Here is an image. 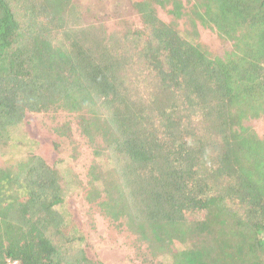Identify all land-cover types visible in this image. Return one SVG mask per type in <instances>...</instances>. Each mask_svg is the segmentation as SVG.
I'll use <instances>...</instances> for the list:
<instances>
[{"label":"trees","instance_id":"obj_1","mask_svg":"<svg viewBox=\"0 0 264 264\" xmlns=\"http://www.w3.org/2000/svg\"><path fill=\"white\" fill-rule=\"evenodd\" d=\"M132 3L142 27L109 32L73 0H0V153L28 114L76 115L94 162L73 185L144 264H264V138L245 124L264 116V0ZM199 25L233 49L213 56ZM61 171L0 166V264H96L72 247Z\"/></svg>","mask_w":264,"mask_h":264},{"label":"rangeland","instance_id":"obj_2","mask_svg":"<svg viewBox=\"0 0 264 264\" xmlns=\"http://www.w3.org/2000/svg\"><path fill=\"white\" fill-rule=\"evenodd\" d=\"M73 1L80 7L87 22L104 24L109 32H121L126 27H142L132 0ZM158 15L164 22L172 21L167 10L158 9ZM178 27L184 34L189 31L185 20L178 22ZM196 42L213 56H225L233 49L232 42L200 25ZM245 124L264 138V116ZM66 125L69 130L66 129L67 134L61 135L57 129ZM11 136L14 144H19V147L8 155L0 153V166H4L6 160L13 161L27 153L42 157L50 166H60L69 187L63 209L69 223L66 231L79 238L73 242L72 247L82 249L96 264H144L145 246L136 242L135 235L105 218L97 206L88 204L82 196L81 188L73 185L77 180L86 185L89 168L94 162L92 149L78 129L76 115L62 111L30 113ZM163 261L164 264L171 262L170 257H163Z\"/></svg>","mask_w":264,"mask_h":264},{"label":"built area","instance_id":"obj_3","mask_svg":"<svg viewBox=\"0 0 264 264\" xmlns=\"http://www.w3.org/2000/svg\"><path fill=\"white\" fill-rule=\"evenodd\" d=\"M9 264H18V262H16V261L15 262H10Z\"/></svg>","mask_w":264,"mask_h":264}]
</instances>
